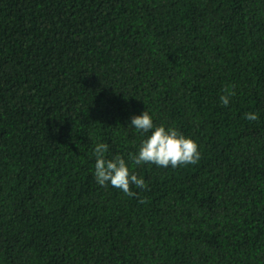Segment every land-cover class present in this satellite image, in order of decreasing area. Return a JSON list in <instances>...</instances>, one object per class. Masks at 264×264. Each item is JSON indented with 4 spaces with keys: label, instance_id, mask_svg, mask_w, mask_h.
I'll list each match as a JSON object with an SVG mask.
<instances>
[{
    "label": "trees",
    "instance_id": "16d2710c",
    "mask_svg": "<svg viewBox=\"0 0 264 264\" xmlns=\"http://www.w3.org/2000/svg\"><path fill=\"white\" fill-rule=\"evenodd\" d=\"M143 110L200 159L99 186ZM0 264H264V0H0Z\"/></svg>",
    "mask_w": 264,
    "mask_h": 264
},
{
    "label": "clouds",
    "instance_id": "9594fccd",
    "mask_svg": "<svg viewBox=\"0 0 264 264\" xmlns=\"http://www.w3.org/2000/svg\"><path fill=\"white\" fill-rule=\"evenodd\" d=\"M230 95H221L220 102L224 106L230 103ZM243 118L255 121L259 118L256 112H245ZM127 127L133 128L142 139L134 153H128L126 160L122 154H115L108 158L109 145L98 142L92 149L94 162V179L101 186H111L121 190L124 194L135 195L130 186L144 189L146 181L130 172V165L154 164L158 167H172L178 165L195 164L200 159L197 143L186 137L174 127L164 124L156 125L148 111L143 110L133 115Z\"/></svg>",
    "mask_w": 264,
    "mask_h": 264
}]
</instances>
